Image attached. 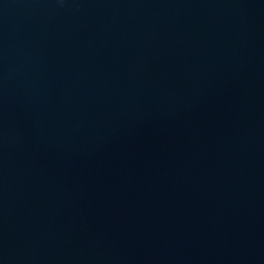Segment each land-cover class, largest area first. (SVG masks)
<instances>
[{"label":"water","instance_id":"obj_1","mask_svg":"<svg viewBox=\"0 0 264 264\" xmlns=\"http://www.w3.org/2000/svg\"><path fill=\"white\" fill-rule=\"evenodd\" d=\"M0 264H264V0H0Z\"/></svg>","mask_w":264,"mask_h":264}]
</instances>
